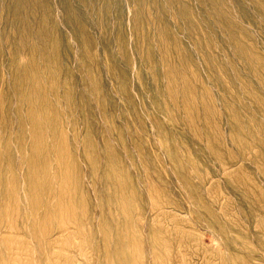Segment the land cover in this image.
I'll return each mask as SVG.
<instances>
[{
  "label": "rangeland",
  "instance_id": "obj_1",
  "mask_svg": "<svg viewBox=\"0 0 264 264\" xmlns=\"http://www.w3.org/2000/svg\"><path fill=\"white\" fill-rule=\"evenodd\" d=\"M64 263L264 264V0H0V264Z\"/></svg>",
  "mask_w": 264,
  "mask_h": 264
},
{
  "label": "bare ground",
  "instance_id": "obj_2",
  "mask_svg": "<svg viewBox=\"0 0 264 264\" xmlns=\"http://www.w3.org/2000/svg\"><path fill=\"white\" fill-rule=\"evenodd\" d=\"M116 173V172H115ZM114 174V173H113ZM118 174V173H117ZM62 175V174H61ZM120 175V174H119ZM115 177V176H114ZM116 178V177H115ZM118 178V177H117ZM51 180V179H50ZM114 183V182H113ZM39 185V184H38ZM51 185V184H50ZM67 185V184H66ZM122 186V185H121ZM120 186V187H121ZM254 186V185H253ZM30 187H32V186H30ZM119 187V188H120ZM38 188V187H37ZM36 189V188H35ZM41 189V188H40ZM50 189V188H49ZM126 189V188H125ZM252 189V188H251ZM12 191V190H11ZM32 191V190H31ZM34 191H36V190H34ZM38 191V190H37ZM132 191V190H131ZM51 192V191H50ZM128 192V191H127ZM39 193V192H38ZM123 193V192H122ZM125 193V192H124ZM29 195V194H28ZM132 197V196H131ZM38 199V198H37ZM123 200V199H122ZM37 202V201H36ZM33 203V202H32ZM36 206V205H35ZM11 207V206H10ZM33 207V206H32ZM126 208V207H125ZM76 209V208H75ZM127 211V210H126ZM15 212V211H14ZM18 217V216H17ZM35 218V217H34ZM43 221V220H42ZM45 222V221H44ZM45 225V224H44ZM47 234V233H46ZM45 237V236H44ZM76 241V240H75ZM10 242V241H9ZM109 252V251H108ZM65 264V263H64Z\"/></svg>",
  "mask_w": 264,
  "mask_h": 264
}]
</instances>
